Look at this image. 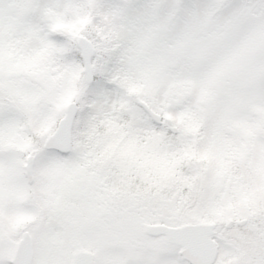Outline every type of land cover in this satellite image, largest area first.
I'll return each instance as SVG.
<instances>
[{
	"label": "snow or ice",
	"instance_id": "1",
	"mask_svg": "<svg viewBox=\"0 0 264 264\" xmlns=\"http://www.w3.org/2000/svg\"><path fill=\"white\" fill-rule=\"evenodd\" d=\"M0 264H264V0H0Z\"/></svg>",
	"mask_w": 264,
	"mask_h": 264
}]
</instances>
